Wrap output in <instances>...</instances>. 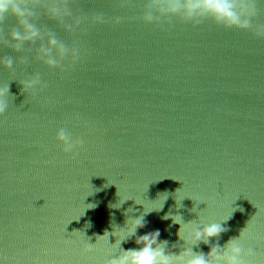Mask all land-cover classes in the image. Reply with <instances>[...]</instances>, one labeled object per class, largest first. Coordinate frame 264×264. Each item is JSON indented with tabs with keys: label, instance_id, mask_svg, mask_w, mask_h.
Segmentation results:
<instances>
[{
	"label": "water",
	"instance_id": "water-1",
	"mask_svg": "<svg viewBox=\"0 0 264 264\" xmlns=\"http://www.w3.org/2000/svg\"><path fill=\"white\" fill-rule=\"evenodd\" d=\"M228 2L254 9L248 27L166 0H22L37 33L23 40L0 17L3 264H104L156 230L169 254H207L247 225L245 259L264 264V0ZM60 128L83 143L64 152ZM177 215L226 231L181 239Z\"/></svg>",
	"mask_w": 264,
	"mask_h": 264
},
{
	"label": "clouds",
	"instance_id": "clouds-1",
	"mask_svg": "<svg viewBox=\"0 0 264 264\" xmlns=\"http://www.w3.org/2000/svg\"><path fill=\"white\" fill-rule=\"evenodd\" d=\"M22 0H0V17L11 11L17 15L21 23L25 25L28 35H21L20 33H15L14 38L18 40L28 39L29 36H35L36 30L32 25L27 23L26 9L21 6ZM181 7L186 9L187 16L192 18L200 13L197 12L198 9L211 10L217 13V18L225 20L229 25H236L238 27H248V20L241 19L242 15H251L254 13L252 9L247 4H242L241 13L234 11V5L229 3L228 0H186V3L181 4L180 0H166V7L161 6L158 10L162 13L166 12H176ZM160 17L153 16L150 13L146 15L145 20L152 22L153 20H159ZM199 22V21H195ZM52 44H56L55 40L51 41ZM78 59V51L73 54L72 60ZM8 66H11V61L6 62ZM49 64L55 65L56 61L53 59L48 60ZM23 90H34L39 84L38 79L24 81ZM9 93L8 86L6 88H0V114H3L6 109V103L3 97ZM57 140L63 143L64 152H72L77 145L82 144L83 141L76 139L74 140L71 134L65 129L60 128L56 133ZM87 207L91 208L94 205L89 204ZM163 205L159 208H162ZM154 209V208H153ZM152 210V209H151ZM149 210V211H151ZM167 218V216H165ZM174 223H179L181 225L178 235L181 239L191 240L193 242L204 241L207 242L211 237H219L221 233L226 231V228L222 223H209L204 227H191L190 230L185 231V223L180 216L172 217ZM145 221L143 217L136 218L132 221L131 232H135L137 228L144 227ZM248 227V225H247ZM243 229L238 238H231L226 246L221 247L220 245H215L211 247V250L207 253L194 254L190 249H186L180 253L169 254L166 252V241H161L159 239V230L146 233L139 237L136 243L142 244L143 247L127 249L119 258L107 259L104 264H250L248 259L245 257H253L256 255V250L251 247H245L242 242V237L245 234ZM113 235H118L116 231L112 233ZM109 233L106 231L103 236L98 238H108ZM122 239V238H121ZM120 241H117L119 243ZM95 245V244H94ZM156 245V247H153ZM93 244H90L87 251H92ZM0 264L3 261L0 260Z\"/></svg>",
	"mask_w": 264,
	"mask_h": 264
}]
</instances>
